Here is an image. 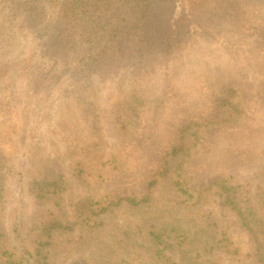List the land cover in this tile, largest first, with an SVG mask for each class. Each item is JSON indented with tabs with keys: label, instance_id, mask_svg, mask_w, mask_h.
<instances>
[{
	"label": "rangeland",
	"instance_id": "374dc122",
	"mask_svg": "<svg viewBox=\"0 0 264 264\" xmlns=\"http://www.w3.org/2000/svg\"><path fill=\"white\" fill-rule=\"evenodd\" d=\"M22 2L0 0V246L32 255L43 224L62 211L69 217L87 194L106 202L105 194L141 196L163 154L180 146L166 159L184 153L192 187L228 178L250 195L264 189V0H178L176 21L190 34L140 62L109 50L102 56L88 35L66 41L55 25L57 7L45 3L52 40ZM229 88L240 112L220 101ZM92 151L102 162L115 154L125 170L109 168L104 180L83 183L73 169ZM58 176L66 180L62 207L33 190L41 178ZM157 191L166 213L197 218L208 236L225 231L238 264H261L252 233L216 184L194 206L179 204L167 188ZM140 206L116 208L103 227L131 229L149 217L147 203ZM65 241L46 246L47 264L93 263L89 249L70 250Z\"/></svg>",
	"mask_w": 264,
	"mask_h": 264
},
{
	"label": "trees",
	"instance_id": "16d2710c",
	"mask_svg": "<svg viewBox=\"0 0 264 264\" xmlns=\"http://www.w3.org/2000/svg\"><path fill=\"white\" fill-rule=\"evenodd\" d=\"M190 3L207 0H180ZM23 0L22 9L29 10L32 17H38V32L55 36V28L45 18V3L55 5L58 9L55 25L60 24L58 34L66 41L77 34L88 35L87 42H94L99 53L115 52L117 60L127 62L141 61L144 57L158 53L162 47L175 48L181 38L190 34L177 23L178 0ZM30 5V6H29ZM39 8V11L37 10ZM54 7V6H53ZM181 19V18H180ZM234 97V89L229 88L226 95L220 98L224 104L230 103ZM238 110V103H232ZM240 112V111H239ZM182 147L163 154L161 165L154 168L145 178L142 195L133 191L118 196L105 194L108 200H94L91 194L79 199L74 205L72 214L65 217V212L46 221L42 226L44 239L36 242L33 254H18L13 248L0 246V264H47L45 258L50 253L49 244L55 245L58 240L69 244L67 249H89L88 255L92 264H238L240 258L237 250L232 248L221 231L219 238L205 235L195 217L183 219L177 211L167 212L159 205L161 198L157 189L167 188L172 191L179 204L195 205L197 198L213 185H217L224 193V202L230 205L242 224L252 233L256 244L257 261L264 264V189L257 188L250 195L243 187L232 185L228 178H215L208 187L197 188L187 183L184 168L187 166L184 153L181 160L170 161L166 157L174 156ZM189 154V150H185ZM96 152H90L89 158L78 160L74 166V174L81 177L83 183L91 184V180L102 181L105 173L111 170H125L124 161L111 154L105 162L99 160ZM90 179V180H89ZM66 180L61 177L41 178L36 181L33 190L40 199H51L62 207V189ZM244 193V194H243ZM147 203L146 213L149 217L138 222L131 229L123 232L106 230L104 221L116 208L127 205L140 209ZM201 210V209H199ZM104 213V214H102ZM167 214L166 216H163ZM199 216V212L194 213ZM112 218V217H111ZM77 227L76 233H71ZM111 227V226H110ZM115 229V228H114ZM119 233V235H116ZM58 239V240H57ZM148 254L149 258L145 255ZM74 264H87L78 260Z\"/></svg>",
	"mask_w": 264,
	"mask_h": 264
}]
</instances>
